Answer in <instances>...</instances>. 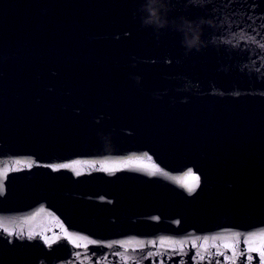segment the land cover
Masks as SVG:
<instances>
[{
  "label": "water",
  "instance_id": "1",
  "mask_svg": "<svg viewBox=\"0 0 264 264\" xmlns=\"http://www.w3.org/2000/svg\"><path fill=\"white\" fill-rule=\"evenodd\" d=\"M0 264H264V0H0Z\"/></svg>",
  "mask_w": 264,
  "mask_h": 264
}]
</instances>
